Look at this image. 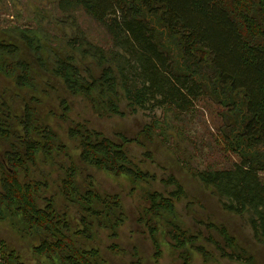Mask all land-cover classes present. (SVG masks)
Wrapping results in <instances>:
<instances>
[{
  "label": "trees",
  "instance_id": "trees-1",
  "mask_svg": "<svg viewBox=\"0 0 264 264\" xmlns=\"http://www.w3.org/2000/svg\"><path fill=\"white\" fill-rule=\"evenodd\" d=\"M57 7L67 14L70 24H75L78 12L84 13L104 28L111 43L107 48L93 43L76 25L77 33L58 51L53 43L47 44L52 47L46 51L50 72L70 93L87 98L98 114L123 115V101L131 113L149 112L151 121L139 131L144 137L151 139L160 122L172 127L170 117L178 124L183 117L189 121L196 101L206 93L221 100L218 91L235 94L223 105L229 113L220 115L229 122L219 135L223 148L240 160L226 168L193 171L205 186L214 189L226 210L246 214L255 234L264 236V0H58ZM19 34L37 66L44 68L42 42L25 31ZM201 67L211 73L210 79ZM1 70L20 87L35 86L31 63L20 57L11 40L0 39ZM35 103L30 99L23 112L15 115L0 95V143L8 144L0 150V218L18 216L28 229L39 231L42 238L34 247L38 255L58 257L61 264H99L97 249L76 244L67 213L57 212L53 198L45 197L43 205L37 202L41 184L30 178V167L39 156L48 161L55 152L66 154V149L55 131L35 124ZM62 105L67 111L65 102ZM12 122L19 123L20 131ZM68 136L78 142L84 164L133 181L155 180L128 155L127 146L138 142L136 137L121 135L115 141L81 122L68 128ZM64 171L61 193L66 200L80 201L81 235L90 237L88 226L93 219L115 235L114 229L123 220L117 196L99 194L92 183L81 193L74 165ZM161 181L172 189L167 195L150 192L145 210L156 259L160 255L156 239L159 226L153 218H165L164 213L172 212L175 202L186 196L172 174ZM166 221L170 245L182 264L191 262L189 249L206 253L196 243L195 233ZM204 227L220 234L223 245L211 236L207 240L221 256L254 264L253 256L236 243L224 225L208 221ZM0 264L25 263L0 240Z\"/></svg>",
  "mask_w": 264,
  "mask_h": 264
},
{
  "label": "rangeland",
  "instance_id": "rangeland-1",
  "mask_svg": "<svg viewBox=\"0 0 264 264\" xmlns=\"http://www.w3.org/2000/svg\"><path fill=\"white\" fill-rule=\"evenodd\" d=\"M57 1L0 0V39L13 41L20 50V57L31 63L35 74V86L25 88L16 85L1 70L0 95L5 97L15 115L23 112L24 104L29 103L30 99H35V124L55 131L66 149V154L55 152L48 161L39 156L35 166L30 167V178L41 184L36 193L38 204L43 205L45 197H52L57 212L67 213L76 244L86 249H97L99 264H182L177 251L170 245L171 240L166 233V219L180 224L189 233H195L196 243L205 249L206 255L189 249L190 264H246L220 255L218 249L207 239L211 236L223 245L222 238L215 230L207 232L204 226L208 221L224 225L236 243L253 256L254 264H264V236L255 234L246 214L240 215L226 210L214 189L205 186L194 172L209 167L226 168L240 160L223 148L219 135L223 125L229 122L220 115L221 112L229 113L223 105L229 104L227 97H234L235 94L227 90L218 91L219 97L223 99L221 100L206 93L196 101L195 112L189 121L186 120L187 117H183L179 121L181 124H178L170 117L174 128L160 122V126L151 134V139L139 134L152 118L146 110L131 113L123 101L120 104L123 115L98 114L87 98L81 94L70 93L61 80L50 72L46 51L52 47L47 44L53 43L54 50L65 45L66 39H71L77 33L76 25L93 43L107 48L111 40L103 27L82 12L77 13L75 24H70L67 14L57 7ZM19 31H25L30 36L36 35L42 42L43 49L40 52L44 68L37 66L38 61L24 39L20 38ZM33 41L36 42L35 39ZM201 68L210 79L211 73L207 72L206 67ZM63 102L67 105L65 112L62 108ZM61 114L65 117L61 118ZM77 122L101 131L115 141L121 135L127 138L136 137L138 142L129 143L127 146L128 155L141 171L152 175L155 180L133 181L126 175L115 176L81 162L78 142L68 136V128ZM13 124L16 131H20L19 123ZM226 129H229L228 126ZM7 147V143H0V150ZM71 164L76 168V186L79 192L82 193L92 183L91 186L99 194L114 195L119 199L123 220L114 229L115 235L111 229L100 226L96 219L88 226L90 237L81 235L83 211L80 201L66 200L61 193L64 169ZM169 174L180 182L186 196L182 201L175 202L172 212L164 213L165 218H153L159 226L156 239L160 255L156 259L155 246L145 224L147 195L152 191L167 195L172 186L161 180L166 179ZM261 175L264 176V171ZM40 237L42 238L39 231L28 229L18 216L0 218V240L6 243L8 249L16 251L25 264H61L58 257L49 258L34 251Z\"/></svg>",
  "mask_w": 264,
  "mask_h": 264
},
{
  "label": "bare ground",
  "instance_id": "bare-ground-1",
  "mask_svg": "<svg viewBox=\"0 0 264 264\" xmlns=\"http://www.w3.org/2000/svg\"><path fill=\"white\" fill-rule=\"evenodd\" d=\"M71 44V43H70ZM86 51V50H85ZM83 52V51H82Z\"/></svg>",
  "mask_w": 264,
  "mask_h": 264
}]
</instances>
